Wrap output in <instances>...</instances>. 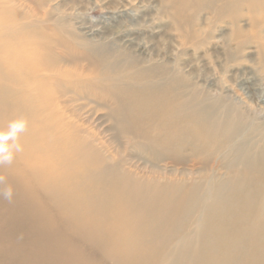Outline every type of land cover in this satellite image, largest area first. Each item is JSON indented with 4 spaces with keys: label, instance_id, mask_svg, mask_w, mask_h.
<instances>
[{
    "label": "bare ground",
    "instance_id": "obj_1",
    "mask_svg": "<svg viewBox=\"0 0 264 264\" xmlns=\"http://www.w3.org/2000/svg\"><path fill=\"white\" fill-rule=\"evenodd\" d=\"M164 1L184 40L182 46L191 43L198 23L192 9L200 8L201 0ZM207 2L218 18L239 5L238 0ZM89 47L90 64L54 70L43 60L46 45L0 32V129L19 117L28 121L19 140L23 150L12 164L1 168L3 183L20 188L25 196L34 193L16 176L28 172L35 179L30 186L42 198L59 201L66 220L73 221L72 232L93 239V246L102 247L114 264H152L153 257L140 259L135 254L148 245L156 254V249L164 248L156 264H226V257L234 255L240 244L225 245L219 236L208 238L204 234L207 224L215 230L239 215L236 194L245 189L253 193L263 184L253 168L255 159L249 152L241 154L235 144L240 123L232 112L215 115L199 107L194 93L169 104L182 81L166 69L168 63L157 64L139 55L128 58L124 66L113 48ZM50 76L59 81L49 82ZM55 87H65V96L73 94V102L84 99L77 87L106 95L103 105L115 138L125 143L126 151L134 148L173 165L179 164L178 155L185 151L194 158L216 154L229 177L225 179L209 166L198 179L140 177L97 135L86 138L78 127L59 125L50 110L57 100L51 90ZM263 211L264 207L260 210L264 222ZM256 228V233L264 232V224ZM248 230L252 233L255 227Z\"/></svg>",
    "mask_w": 264,
    "mask_h": 264
},
{
    "label": "rangeland",
    "instance_id": "obj_2",
    "mask_svg": "<svg viewBox=\"0 0 264 264\" xmlns=\"http://www.w3.org/2000/svg\"><path fill=\"white\" fill-rule=\"evenodd\" d=\"M237 3V9L218 18L207 0H201L200 8L192 9L198 18L197 35L185 46L164 0H0V32L17 33L19 38L35 45H46L43 60L54 70L90 64L87 55L90 45L113 48L115 57L124 66L128 58L139 55L152 58L157 64L168 63L166 69L174 71L182 81L169 104L194 93L199 107L208 108L215 115L232 112L241 126L235 144L241 154L249 152L255 159L253 170L263 184L253 193L245 189L236 194L239 199L236 205L240 207L237 210L241 213L215 230L207 224L204 234L208 238L219 236L225 245L240 244L234 255L226 257V264H264V232L256 233V226L264 224L260 213L264 207V194L261 196L264 151L260 150L264 148V0ZM47 35L52 39H47ZM47 79L59 81L53 76ZM77 88L82 90L79 92L84 99L75 102L71 100L73 94L65 96V87L51 88L57 99L50 107L52 117L59 125L78 127L86 138L97 135L100 142L118 151L127 168L140 177L198 179L201 173L206 175L204 169L208 166L225 179L229 177L225 164L218 161L220 156L216 154L194 158L185 151L178 155L179 164L173 165L134 148L126 151L125 143L115 138L113 123L103 105V99H108L106 95L93 93L90 88ZM54 163L57 166L55 160ZM2 166L0 177L4 173ZM16 176L34 193L25 196L20 188L0 182V264H114L102 247L93 246V239L72 232L73 221L66 220L68 216L57 204L59 201L42 198L30 186L35 179L28 172L21 171ZM7 188L12 190L11 198L3 195ZM249 226H254L255 231L250 233ZM141 248L135 254L140 259L153 257L152 264H156L159 253L164 251V248L156 249V254L150 245Z\"/></svg>",
    "mask_w": 264,
    "mask_h": 264
},
{
    "label": "clouds",
    "instance_id": "obj_3",
    "mask_svg": "<svg viewBox=\"0 0 264 264\" xmlns=\"http://www.w3.org/2000/svg\"><path fill=\"white\" fill-rule=\"evenodd\" d=\"M28 129V121L24 117H19L10 121L7 126L0 129V165H10L15 159L16 153L23 150L20 144V136ZM3 177H0V182ZM3 195L11 198L12 190L4 189Z\"/></svg>",
    "mask_w": 264,
    "mask_h": 264
}]
</instances>
